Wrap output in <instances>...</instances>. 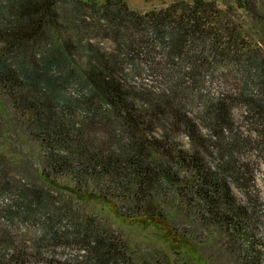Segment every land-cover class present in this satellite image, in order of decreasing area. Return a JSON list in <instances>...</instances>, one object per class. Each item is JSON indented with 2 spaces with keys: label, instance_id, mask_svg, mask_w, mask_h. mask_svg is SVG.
<instances>
[{
  "label": "trees",
  "instance_id": "1",
  "mask_svg": "<svg viewBox=\"0 0 264 264\" xmlns=\"http://www.w3.org/2000/svg\"><path fill=\"white\" fill-rule=\"evenodd\" d=\"M237 3L259 24V46L240 42L230 7L214 0L145 13L125 0H0V264H171L54 196L50 182L114 202L122 216L168 219L208 264H264V222L242 196L226 99L197 108L213 141L178 96L202 68H244L240 92L264 145V0ZM141 55L171 93L125 73ZM14 212L38 218L43 233L17 234ZM61 240L73 252L58 259L50 246Z\"/></svg>",
  "mask_w": 264,
  "mask_h": 264
},
{
  "label": "rangeland",
  "instance_id": "2",
  "mask_svg": "<svg viewBox=\"0 0 264 264\" xmlns=\"http://www.w3.org/2000/svg\"><path fill=\"white\" fill-rule=\"evenodd\" d=\"M131 9L145 13L152 9L165 8L174 0H125ZM221 8L230 7V19L234 25L233 30L242 29V35L239 41L245 45L257 43L259 46L258 23L246 11L239 8L237 0H214ZM234 36V33H227ZM242 57H245L243 55ZM150 58L146 55L129 59L125 63V73L130 77L133 75L138 84L147 87L155 93H171L169 86L161 80L157 70L149 68L147 61ZM202 76H198L199 82L193 83L186 78V84L178 90L179 101L184 105L187 111H197V108L204 106L205 101L226 99L227 111L230 114V125L226 129L227 139L233 141L238 139L239 145L235 149L234 156L238 161L236 167L243 175V185L246 187L248 196L242 194L247 199L252 197L257 206L261 220L264 222V145H261L259 134L256 131L259 124L253 119L247 106V98L241 94V83L246 76L244 68L234 67L227 76L221 73H214L208 69H200ZM130 79V78H129ZM134 82V81H133ZM71 91L77 92L74 88ZM193 113V112H192ZM201 113V114H199ZM200 128L203 132L211 135L209 139L215 141L217 138L211 129L206 127L210 121L205 118L204 112H198ZM200 116V117H199ZM239 147V148H238ZM213 157L216 161L219 154L215 150ZM51 189L54 196L73 199L74 206L80 213L97 215L108 225H112L116 230L123 233L129 243L137 250L150 252L155 249L163 250L170 258L171 264H208L206 258L202 255L199 245L190 238L177 234L172 228L168 219L159 217H126L122 216L114 202L105 200L99 195L75 194L71 187L63 183H51ZM250 196V197H249ZM4 205L7 200H1ZM9 216L12 221V228L20 236H26L29 239L43 233L46 225L41 224L40 220L34 219L30 214L24 217V214L12 213ZM8 217L4 219L0 216V223H7ZM53 257L63 259L72 254L73 248L64 245L61 240L56 245H51Z\"/></svg>",
  "mask_w": 264,
  "mask_h": 264
}]
</instances>
